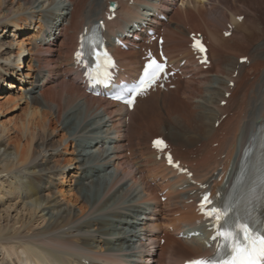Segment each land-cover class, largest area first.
Returning a JSON list of instances; mask_svg holds the SVG:
<instances>
[{
    "label": "bare ground",
    "instance_id": "bare-ground-1",
    "mask_svg": "<svg viewBox=\"0 0 264 264\" xmlns=\"http://www.w3.org/2000/svg\"><path fill=\"white\" fill-rule=\"evenodd\" d=\"M109 1L117 2V8L115 17L105 20L109 14ZM176 1L94 0L88 6V0H64L57 14L52 10L49 11L51 17L44 15L43 18L45 12L36 10L37 6H34L37 0H0V28L2 25L13 28L7 31L6 36L10 35L5 41V48L1 43L5 33L0 35V81H3L2 85L8 78L15 81L13 78L18 79L21 71L25 70L24 80L21 81L27 83L17 87L9 81L7 87L15 88L14 95L5 91V95L0 96L2 106L25 104L27 116L14 139L0 124V150L4 157L10 155L12 159L1 173H26L25 192L30 205L36 208L63 203L77 210V213L68 212L49 229L30 235L14 234L4 240L10 247L17 245L20 254H24L21 264H64L65 260L69 264H178L211 252L206 247L209 220L198 213L196 205L206 188L213 195L226 181H230L244 145L252 142L256 132L264 128V74L260 85L258 82L257 93H248V87L252 85H247L250 71L258 73L263 60L258 54L251 60L248 53L243 52L238 54V59L246 57L244 63L220 68L222 64L226 65L228 52L224 50L225 44L228 39H233V30L227 25L232 27L233 23V27H242L237 23V15L230 20L232 23L227 19L224 26L223 19L209 24L203 18L208 0H180L178 6ZM49 3L55 4V1L49 0ZM260 3V0H245L242 7L248 9L254 6L256 9L261 7ZM179 13L193 15L190 20H185L190 22L192 32L177 30L170 32L169 36V25L160 17L164 16L170 22V15L173 14L177 20ZM52 19L59 20V24L52 23ZM98 19H104V33L118 63L116 75L119 81L135 78L142 63L138 54L140 50L156 51V42L148 41V30L163 37V49L172 68L148 90L136 96L131 111L117 102L85 93L74 65L72 55L78 44V34L84 26L88 27ZM240 21L242 24L244 20ZM134 24L137 27H132ZM217 24L223 26L222 35L232 31L229 38L218 40L215 35ZM250 24L253 30L259 27L256 19ZM30 29L32 32L24 34ZM240 30L243 31V28ZM196 32L203 35L208 47L209 63L205 68L211 67L214 74L209 79V95H213V100L206 99L201 93L211 105L199 102L197 109L193 110L191 100L199 93H194L196 89L191 85L179 87V82L170 76L169 71L179 70L184 78L187 75L190 78L192 69L189 65L193 62L202 74L208 73L202 70V65H197L190 47L188 35ZM241 34L240 38L244 41ZM42 36L43 39L44 36L51 39L32 44ZM114 36H118L127 48L114 45ZM215 40L218 42L215 43ZM61 55L65 57L64 65L57 71L59 78L54 83L61 81L58 85L61 90H55L49 86L53 77L51 68ZM213 75L227 77L224 81L227 86L216 103L217 89L224 77L217 79ZM229 82L233 83L231 88L228 87ZM237 89L240 93H235ZM34 91H38V97H30L29 93ZM225 92L228 93L227 98L224 97ZM147 97L158 98V101L142 111L136 110ZM222 100L225 101L224 106L219 104ZM37 104L47 108L49 116L35 113L34 110H40ZM76 106L80 108L79 114L73 110ZM136 111L140 116L137 115L133 123L131 120ZM77 114L82 115L83 124L66 126L65 123L74 121ZM215 121L218 122L217 128L213 126ZM164 123L176 124L177 130L165 132L167 126L163 128ZM148 124L153 129L149 128L150 131L167 135L166 141L173 157L192 173L190 177L167 166L162 156L157 157L163 152L152 149L150 140L160 135L152 132L155 135H148L145 139ZM195 138H200L201 142L193 144ZM140 143L146 145L142 150L138 147ZM199 157L202 162H195ZM210 162L214 166L210 170L204 169ZM106 174L109 177L100 193L98 191L99 194L90 200L83 190H88ZM62 183H67L65 190L60 188ZM71 190L80 195L79 201L68 196ZM44 191L46 193L42 194ZM50 193H53L52 198ZM160 196L164 197L163 201ZM195 230L200 234L189 238L188 233ZM169 258H172V263H166Z\"/></svg>",
    "mask_w": 264,
    "mask_h": 264
},
{
    "label": "rangeland",
    "instance_id": "rangeland-1",
    "mask_svg": "<svg viewBox=\"0 0 264 264\" xmlns=\"http://www.w3.org/2000/svg\"><path fill=\"white\" fill-rule=\"evenodd\" d=\"M54 1H55V4L54 3L50 4L49 0H37V2L34 5V6H37V9L36 8H34V9L41 10L42 12H45V14H42L43 18H44V15L47 16V17L48 16L51 17V14H49V11L53 10L57 14L59 6L64 2V0H54ZM217 1L218 2L220 1V3H219L220 5L217 4L218 3ZM242 1H244V2H242ZM93 2H94V0H88L87 5L90 6V4L93 3ZM234 2H236V3H234ZM260 2H261L260 3V5H261L260 8L257 7L255 9L254 6H249V8L247 9V8L242 7V4L245 3V0H239V1H232V0H212L211 1V0H208L206 2V4H205L204 14H203V18L209 24H211V22L216 21V19L217 20L221 19L220 22L223 19L222 25H223V23H224V25H225V23H227L226 22L227 19H228L227 21L231 22L230 20L233 19L234 16H236V15H238V16L241 15L242 16V20H244L243 23L241 24L240 23L241 21L237 22L240 25H242V27H240L239 29L237 27H235V25L233 27V23L231 22L232 23V27L231 28L233 30V37H232L233 38L232 39L233 42H232V40H229V39L227 40L228 43L225 44V48H224V50L227 49V50H225V52L226 53L228 52L227 55H226L227 56V58H226L227 60L225 61L226 65L222 64L220 66V68L222 66L235 67V65L237 63H239L238 62V54L239 53H243V52L248 53V56H249V58L251 60L257 58V56L259 55V58L261 57L260 59L263 60L262 61L263 62V66L260 68L258 73L250 71L249 79L247 80V85H249V86L252 85V87L251 86L248 87L249 88L248 89V93H257V91H258V89L260 87L259 86L260 83H261L260 81H262V76L264 74V31L262 30V24L264 23V6H262V5H264L263 4L264 0H262V1L260 0ZM211 3H213V4L211 5ZM221 3H222V5H221ZM179 4H180V0H177L176 1V5L178 6ZM216 4L219 6V8H218V6ZM235 4H237V5H235ZM212 6L214 7V9H213ZM222 6H224V7H222ZM220 7H221V9H220ZM49 9H51V10H49ZM261 9H263V10H261ZM220 10H221V12L222 11L223 12L221 13ZM224 10H225V12H224ZM229 11L232 13L231 15H230ZM218 12H219V14H218ZM251 12H252V14H251ZM226 13H229V14L226 15ZM180 14L181 13H179V17H177V20L174 19L173 14H171L170 18H169L170 22L166 21V18L161 19L163 22H165L166 24L169 25V26H167V32H168L169 36L171 35V33L173 31H177V30H180L183 33L192 32V30L190 28V22L185 21V20H188L189 18L193 17V15L184 14V13L181 14V15ZM249 16H251L252 19ZM255 19L259 23V25H258L259 27H258V29L253 30V27L251 26L252 24H250V23H251V21H255ZM45 20L47 21L46 18H45ZM58 21L59 20L52 19V23L54 22L55 24H59ZM183 21H185V22L182 23ZM247 21H249V22H247ZM48 24H49V21H48ZM63 24H65V22H63ZM222 25L221 24H217L219 29L217 28V32H215V35L218 38V40H220V38H229L230 37V35H228V36L224 35V37H223V35H222V33H223L222 27L224 25L223 26ZM220 26H221V29H220ZM241 28H243V31L240 30ZM10 29L12 30L13 28H11V27L6 28V25H2L1 28H0V35L1 34L3 35V33H5L3 35V36H5V38L2 37V42H1L3 44V48H5V46H6L5 45L6 44L5 41L8 39L7 36L10 35V34H8L6 36V34H7V31L10 30ZM236 30H240L241 32L240 31H236ZM30 32H32L31 29H30L29 32L27 31L24 34L27 35ZM231 32L232 31H230V34H231ZM239 33L243 34V35L241 34V37L243 36L244 41L241 40ZM236 36L239 37V38L237 39ZM50 39H51V37H49V36H47V37L44 36V39H43V36H42L40 39L34 41L32 44L36 45V44H39L40 42H43V41H46V40H50ZM59 39H60V37L58 39H56V41L59 40ZM236 39H237V41H236ZM218 40H215L214 42L217 43ZM238 43H239V45H238ZM240 44H242V45H240ZM230 48H232V50ZM63 49H64V51L66 53V49L65 48H63ZM228 50H230L231 52L228 51ZM138 54L140 55L141 52L139 51ZM64 60H65V57L63 55L58 56L57 60H56V64L54 65L53 68H51L53 77H52V85L49 84V86L54 87L55 90H61V87H58V85H59V83L61 81L57 82L56 84H54V83H55L56 79L59 78V73H57V71L59 72L61 67L64 65ZM180 63L182 64V61ZM239 64H242V63H239ZM189 67L192 69V73H191L192 76L190 78H188V75L186 76V78H184L180 74L179 71H177L175 73L174 77L176 78V81L179 82V87H182L183 84L191 85V88L196 89L194 93H199L198 94L199 97L197 95V97L195 99L191 100V106H192L193 110L197 109L196 107H197V104H200L199 102H201V103L205 102V104L210 106L211 103L208 102V101L206 102L205 98H203L204 97L203 95H205L206 99L213 100V97H211L213 95H209L211 93V92H209L211 90L210 89L211 84L209 82V79L212 78L211 74L213 73V71L211 70V67H209L208 69L203 67L202 70L203 71L207 70V72H208V73H205V74H202L196 68V66H195V64L193 62L189 65ZM21 72H22V75L18 76V79L17 78H13V79H15V81H11L8 78L7 82L4 85H2L3 81L2 82L0 81V96L5 95V93H4L5 91H8L9 94L14 95L15 88L14 89H10V88L7 87L9 85V81L14 83V86H17V87L21 86V85L22 86H26L27 83L21 81V80H24L23 73L25 72V70H22ZM225 75H226V73H225ZM225 75L224 76L213 75L215 77H218L217 79H221L222 77H224V78H222V81L220 82V87L217 89V91L219 90V93L218 92H216V93H218L219 95L216 96L217 99L215 98L216 99L215 103L217 102L218 98L221 97V95H223L222 94L223 89L227 86V83L224 82V81L227 80V77ZM222 82H224V83H222ZM248 82H250V83L248 84ZM258 82H259V85H258ZM49 86H47V87H49ZM232 86L233 85H230V83H228V87L231 88ZM257 86H259V87H257ZM255 88H256V90H255ZM197 89H198V92H197ZM253 89H254V91H253ZM171 93H177V92L171 91ZM201 93L203 94L202 96H201ZM235 93H240V91L237 89V91ZM29 94L31 95L30 97H34V96L38 97L39 96L38 91L30 92ZM224 97L225 98L228 97V93L227 92L224 93ZM0 101H1V99H0ZM157 101H158V98L154 99V97H147V98L143 99L139 103V105H138L136 110H141L142 111V109H144V108L146 109L148 106H152ZM196 101H197V103H196ZM223 102H225V101L222 100V101H220L219 104L221 106H224ZM40 105L37 104V108L40 109V110H38V111L34 110V112L37 113V114L38 113H42V114H45L46 116H49V110L47 108H43L42 105L41 106ZM33 106H35V105H33ZM212 106H213V104H212ZM73 110H76V113H78V114L80 113V111H79L80 108L78 106H76ZM141 111H140V113H141ZM137 112L138 111L134 112V114H133L134 117H132L133 119L131 120L133 123L137 120V115H138V117L140 116V114L137 113ZM78 114L75 116L76 119H74V121L73 120H71V121L69 120V121H67L65 123V125L68 126L69 124H75V126H79L78 123L81 124L83 122L82 121L83 119H82V115L78 116ZM26 119H27V116H26L25 104L17 103L16 106H13V104H11V103H9V104H7L5 106L0 105V124L2 123L5 126V131H7V133L10 134L12 139L15 138V136L17 135V130L19 129L21 124L25 122ZM55 120H56V124H58V118L55 119ZM125 120H127V119L125 118ZM95 121H97V119H95ZM164 124H163V128L165 126H167V127H165L166 130L164 128L165 132H168L169 129H172L173 131L177 130L176 129L177 128L176 124L175 125L171 124L172 126L170 125V123H168V124L164 123ZM71 126L74 127V125H71ZM147 126H148V132H146V136H144L145 139L149 137L148 135H152V134H154L156 132L155 130L154 131H150L149 128H151V127H149L150 126L149 124ZM213 126L215 128H217L218 127V122L215 121ZM173 128H175V129H173ZM151 130H153V129L151 128ZM152 132H154V133H152ZM185 133L189 134L190 132H185ZM130 134L131 135L133 134V131H132L131 127H130ZM155 134H159L163 138L167 139V135L166 134H163V133H160V132L159 133L156 132ZM219 136H220V134H219ZM54 138L56 139L58 137H54ZM195 139H196V141L194 139L192 141V142H194L193 144H196L197 142L198 143L201 142V140H199L200 138H195ZM38 142H40V141H38ZM144 143L147 144V142H144ZM141 144H143V143H140V145ZM140 145L138 147L141 150L144 149L145 146H146V145H141V147H142L141 148ZM213 147H215V146H213ZM110 148H112V147L110 146ZM93 155H97V152L96 153L93 152ZM9 156L8 157H4L2 155V149L0 150V241L3 240V242L0 243V264H21L23 262V255L24 254L23 253L20 254L21 251H20V249H17V245H15L14 248L10 247L9 244L6 241H4V240H6L8 238H12L14 236V234L30 235L32 233H37L39 230H44L46 228L49 229L54 223H57L68 212L77 213V210L75 208H73V207L70 208V206H66L63 203L55 204V205H51L50 204V206L47 205L45 207H39V208H36L35 205H33V204L30 205V199L28 198V196H27V194L25 192V186H24L25 180H26V173H24V172H22V173L14 172V173H11V174H3V173H1L3 168L6 166V164L12 160L11 157H9ZM217 157H218V159H220V155L217 156ZM221 158H222V156H221ZM195 162L199 163V162H202V160L199 157V158L195 159ZM208 164H207V166H205L206 168L205 167H203V168L206 169V170H210L214 166V164L211 163V162L208 163ZM70 168L71 169H69V170L72 171L73 170L72 169L73 166L70 167ZM66 173H67V171H66ZM107 177H109L108 174L104 175L103 179H101L100 181L96 182L93 185H90L91 187L88 190H83L85 192V194L88 195L90 200H92L96 195H98L100 193V191H101V189L103 187L104 181L108 179ZM60 185H61L60 188H62L63 190H65L67 188L66 187L67 183H62ZM98 191H99V193H98ZM44 193H46V191L42 192V194H44ZM66 196L67 195H65V197ZM68 196L70 198H76L79 201L80 195L75 190H71L70 194ZM49 197L52 198L53 197V193H50ZM56 198H57V196H56ZM160 200L161 201L164 200L163 196H160ZM59 201H61V198H59ZM47 211H49L50 213L46 214ZM116 233H118V232H116ZM94 244L95 243H93V246H94ZM64 256L70 257L69 254H65ZM70 258H72V257H70ZM169 259H170V261L167 260L166 263H168V262L172 263V261H171L172 258H169ZM65 263L69 264V261L65 260L64 264Z\"/></svg>",
    "mask_w": 264,
    "mask_h": 264
},
{
    "label": "snow or ice",
    "instance_id": "snow-or-ice-1",
    "mask_svg": "<svg viewBox=\"0 0 264 264\" xmlns=\"http://www.w3.org/2000/svg\"><path fill=\"white\" fill-rule=\"evenodd\" d=\"M82 37V47H83ZM203 50V49H201ZM77 60H81L82 52L78 51L76 53ZM99 59V53H97ZM105 63L99 65L95 75H90L91 79H94L97 83H102L104 80L108 79L109 73L105 70L103 74L100 69L111 67L110 58L107 57V53H104ZM158 70H162V65L157 64L152 61L151 64L146 65L144 69V76L141 78L138 84H133L130 88L126 90V95L132 97L135 95L142 94L145 90V85L150 86L156 79V73ZM120 99V96L115 97ZM127 103L131 104L132 100L129 98L126 100ZM156 145H163V141L157 140L154 142ZM171 163V159L169 158ZM205 201L211 203L207 196H205ZM230 207H225L223 209L212 208L208 215L212 216L219 225L221 221H225L230 212ZM226 222V221H225ZM219 237L223 244L222 247L230 248L232 259L230 261H225L224 264H261L264 261V232L257 234L251 227V225L244 221L242 218H238L234 222V226L231 228L223 227L222 230L217 231V235L213 237L216 239ZM191 264H221L219 260H199L193 261Z\"/></svg>",
    "mask_w": 264,
    "mask_h": 264
}]
</instances>
